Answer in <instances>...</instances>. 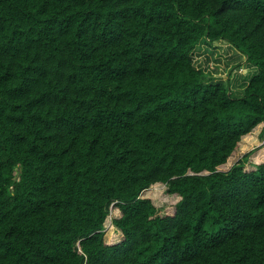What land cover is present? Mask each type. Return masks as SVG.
Here are the masks:
<instances>
[{"label":"trees","instance_id":"1","mask_svg":"<svg viewBox=\"0 0 264 264\" xmlns=\"http://www.w3.org/2000/svg\"><path fill=\"white\" fill-rule=\"evenodd\" d=\"M0 264H264V0H0Z\"/></svg>","mask_w":264,"mask_h":264},{"label":"rangeland","instance_id":"2","mask_svg":"<svg viewBox=\"0 0 264 264\" xmlns=\"http://www.w3.org/2000/svg\"><path fill=\"white\" fill-rule=\"evenodd\" d=\"M191 57L194 66L202 68L205 78L211 82H229L230 91L234 97L242 95L244 87L255 73L253 65L246 62L242 54L223 41L213 45L202 41L193 50ZM259 152L260 148L252 155L256 156ZM108 226L110 221L106 231Z\"/></svg>","mask_w":264,"mask_h":264},{"label":"built area","instance_id":"3","mask_svg":"<svg viewBox=\"0 0 264 264\" xmlns=\"http://www.w3.org/2000/svg\"><path fill=\"white\" fill-rule=\"evenodd\" d=\"M218 42H216L215 44H217ZM227 44V43H226ZM227 45H229V44H227ZM192 62H193V60H192ZM193 65H194V63H193ZM199 69H202V68H199Z\"/></svg>","mask_w":264,"mask_h":264},{"label":"clouds","instance_id":"4","mask_svg":"<svg viewBox=\"0 0 264 264\" xmlns=\"http://www.w3.org/2000/svg\"><path fill=\"white\" fill-rule=\"evenodd\" d=\"M220 42V41H219ZM216 43V42H215ZM226 43V42H225Z\"/></svg>","mask_w":264,"mask_h":264}]
</instances>
